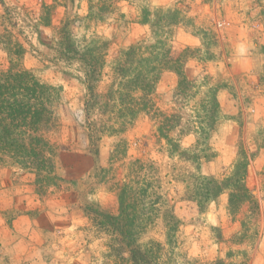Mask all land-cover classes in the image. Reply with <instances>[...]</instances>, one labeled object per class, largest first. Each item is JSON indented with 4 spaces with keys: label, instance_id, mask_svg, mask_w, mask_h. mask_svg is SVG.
Instances as JSON below:
<instances>
[{
    "label": "rangeland",
    "instance_id": "obj_1",
    "mask_svg": "<svg viewBox=\"0 0 264 264\" xmlns=\"http://www.w3.org/2000/svg\"><path fill=\"white\" fill-rule=\"evenodd\" d=\"M4 4L0 70L8 69L12 59L60 90L55 127L45 134L56 147L60 182L46 188L40 198L31 172L8 158L0 161V264H129L120 247L96 230L84 206L94 203L117 215L118 187L128 182L136 160L152 168L139 183H150L149 196L162 194L179 221L171 243L161 220L140 237L141 248L157 251V264L217 260L264 264V0H118L105 11H98L103 5L99 0H4ZM145 8L151 14L177 9L184 17L171 42L200 50L184 67L186 78L196 81L197 88L182 100L175 95L177 77L164 72L152 95L154 107L140 113L132 125L109 119L114 113L108 108L104 114L102 106H94L87 120L82 73L77 63L61 58L66 51L63 37L68 35L77 51L108 43L95 85L99 105H106L115 59L122 49L150 36L148 26L140 23ZM15 44L24 50L20 59L13 54ZM209 87H220L218 125L209 138L214 156L195 162L169 156L158 136V114H181V123H188L190 132L179 135L177 127L169 136L179 140L182 151L193 149L197 136L192 129L198 126L197 113ZM94 129L96 158L88 143ZM240 153L249 160L245 184L257 201V211L251 215L244 206L231 218L223 194L200 212L187 197V183L197 174L219 179L229 175ZM96 168L100 176L92 177ZM104 169L107 173L101 176Z\"/></svg>",
    "mask_w": 264,
    "mask_h": 264
},
{
    "label": "trees",
    "instance_id": "obj_2",
    "mask_svg": "<svg viewBox=\"0 0 264 264\" xmlns=\"http://www.w3.org/2000/svg\"><path fill=\"white\" fill-rule=\"evenodd\" d=\"M99 1L103 5L98 11H105L118 0ZM0 6L6 10L4 0H0ZM182 20L184 17H180L177 9H156L152 14L146 8L142 10L140 23L148 26L150 36L122 49L119 57L115 59L114 76L106 92V105H99L95 85L100 80L108 43L102 42V46L98 48H94L92 44L82 51H77L72 46L71 38L68 35L63 37L62 45L66 51L60 54L61 58L77 63L82 73L80 80L86 91L84 113L87 120L94 106H102L104 114L108 108L111 109L110 114L114 113L115 118L109 119L121 120L127 127L132 125L140 113H148L154 107L152 95L164 72L173 73L177 77L175 95L182 100L191 89L197 88L196 81L186 78L184 67L190 59L197 58L200 50L171 42L172 33ZM67 25L66 22L64 27ZM15 48L13 54L20 59L24 50L19 44H15ZM9 63L8 69L0 70V161H3V157L8 158L19 168L31 172L34 175V191L41 198L45 196L46 188L56 186V183L60 182L54 164L56 147L45 135L55 127L54 110L60 90L40 81L15 60L10 59ZM219 89L220 87H209L208 96L200 106L197 113L198 126L192 129L197 136L193 149L182 151L179 140L169 136L177 127H180L179 135L190 132L188 123H181V114H158V136L164 140L169 156L177 155L192 162L200 159L210 160L214 156L209 138L218 125ZM86 126L89 131V123H86ZM95 133L94 129L88 134L89 151L94 158L98 155V137H94ZM130 167L128 182L122 183L117 190V215L100 210L94 203L84 206V214L96 230L120 247V254H126L129 264H157V251L141 248L140 237L147 231V227L161 220L165 238L171 243L178 232L179 221L174 216L173 209L168 208L162 194L153 193L149 196L146 188L151 187L150 183L146 186L139 183L140 176L144 179V174L152 171L150 165L136 160ZM145 167H148V170ZM98 169L96 168L92 177L100 176ZM104 170L101 176L107 173L106 169ZM248 173L249 160L244 153H240L229 175L220 179L201 174L193 177L187 183V197L203 212L210 202L226 194V209L231 218L236 217L244 206H248V211L253 215L258 209V204L245 184ZM138 185L143 187L138 189ZM217 238L221 240L222 236L218 235ZM210 264H222V261L217 260Z\"/></svg>",
    "mask_w": 264,
    "mask_h": 264
}]
</instances>
